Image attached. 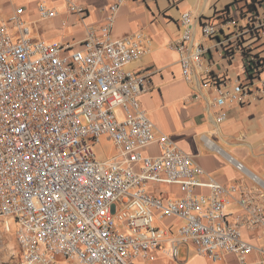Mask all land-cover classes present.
I'll list each match as a JSON object with an SVG mask.
<instances>
[{"label":"built area","instance_id":"obj_1","mask_svg":"<svg viewBox=\"0 0 264 264\" xmlns=\"http://www.w3.org/2000/svg\"><path fill=\"white\" fill-rule=\"evenodd\" d=\"M128 1L136 0H116L106 23L92 28L79 48L34 40L23 7L0 20V217L5 228L10 231L15 222L23 264H155L159 251L179 263L185 245L212 264H227V255L250 264L248 256L258 248L244 240L241 228L264 230V207L243 192L238 201L245 215L230 223L226 199L239 188L221 184L168 136L156 133L139 101L149 91L150 76L125 70L143 54L139 37L111 36ZM38 9L43 19L56 16L46 5ZM70 10L85 12L75 4ZM240 15L239 23L230 11L211 19L186 11L183 32L170 46L180 56L184 79L214 92L208 106L218 110L217 125L228 118V104L264 98L259 52L264 12L245 5ZM237 53L243 73L232 77L228 71ZM217 64L221 73L213 69ZM103 136L118 151L107 161L95 153ZM156 143L160 154H148ZM160 184L177 185L182 195L170 198L150 190ZM168 219L182 222L177 233L165 225ZM258 250L263 256L258 264H264V249Z\"/></svg>","mask_w":264,"mask_h":264},{"label":"crops","instance_id":"obj_2","mask_svg":"<svg viewBox=\"0 0 264 264\" xmlns=\"http://www.w3.org/2000/svg\"><path fill=\"white\" fill-rule=\"evenodd\" d=\"M252 1L264 12V0L128 1L121 5L111 33L115 39L139 37L143 54L128 64L125 70L150 76L149 91L141 95L139 101L154 122L156 133L168 136L192 156L196 166L221 184L239 188L238 193L228 195L226 199L230 223L238 222L245 215L238 201L243 192L264 207V98L252 99L246 105L228 104V118L217 125L214 118L218 110H209L208 106V100L214 92L202 91L197 81L184 79L180 56L170 46L183 32L181 17L184 12L192 11L196 16L211 19L230 8L232 17L240 23L242 7ZM114 2L116 0H0V20H9L18 7H23L25 12L22 18L34 40L70 44L79 48L92 28H100L106 23ZM70 4H75L85 12H71ZM40 5L55 10L56 16L41 18ZM97 35L102 34L98 31ZM196 38H200L199 33ZM206 44L213 46L214 42L207 41ZM259 52L264 57V47L259 48ZM214 58L217 59L218 55ZM218 63L223 64V61ZM213 69L216 73L222 72L218 64ZM228 72L232 77L243 73V59L239 53L235 55ZM160 151L159 143L146 150L152 155H158ZM161 187L168 191H162ZM150 190L170 198L182 195L177 185H150ZM197 191L208 193V190ZM165 225L177 233L182 222L168 219ZM241 230L244 240L258 249H264V230L261 226H243ZM186 247L194 249L191 245H185L181 252ZM258 249L248 256L250 264H258L262 260ZM154 263L175 262L159 251ZM226 263L238 264L233 255L226 256ZM177 264H212V260L194 249L189 259Z\"/></svg>","mask_w":264,"mask_h":264},{"label":"rangeland","instance_id":"obj_3","mask_svg":"<svg viewBox=\"0 0 264 264\" xmlns=\"http://www.w3.org/2000/svg\"><path fill=\"white\" fill-rule=\"evenodd\" d=\"M95 153L99 160L107 161L114 158L117 155L118 151L116 146L113 144V142L109 140L107 136H103L99 140V142L95 145ZM161 190L168 191L164 187H161ZM193 254H194V249L192 247L183 248L179 260L183 262L189 259ZM0 264H23L21 259V251L17 244V239H16L15 222L11 221V230L7 231L5 228V222L1 217H0Z\"/></svg>","mask_w":264,"mask_h":264},{"label":"trees","instance_id":"obj_4","mask_svg":"<svg viewBox=\"0 0 264 264\" xmlns=\"http://www.w3.org/2000/svg\"><path fill=\"white\" fill-rule=\"evenodd\" d=\"M245 5H246L249 9H251V10H253V9H258V6L256 5V2H255V1H252L251 3H246ZM245 5H244V6H245ZM244 6L242 7V10H243ZM229 9H230V8H227L225 11L229 13ZM223 12H224V11H223ZM220 13H222V12H219V13H217L216 15L219 16ZM218 18H219V17H218Z\"/></svg>","mask_w":264,"mask_h":264}]
</instances>
